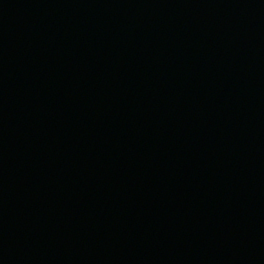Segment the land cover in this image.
<instances>
[{
    "label": "water",
    "instance_id": "water-1",
    "mask_svg": "<svg viewBox=\"0 0 264 264\" xmlns=\"http://www.w3.org/2000/svg\"><path fill=\"white\" fill-rule=\"evenodd\" d=\"M0 264H264V0H0Z\"/></svg>",
    "mask_w": 264,
    "mask_h": 264
},
{
    "label": "bare ground",
    "instance_id": "bare-ground-1",
    "mask_svg": "<svg viewBox=\"0 0 264 264\" xmlns=\"http://www.w3.org/2000/svg\"><path fill=\"white\" fill-rule=\"evenodd\" d=\"M141 4H143L142 2H141ZM248 51V50H247ZM249 52V51H248ZM246 55H248V54H246ZM92 73H94L95 75H97L95 72H92ZM103 77H104V75H103ZM103 77H101V74L99 73L98 74V78H100V80H101V78H103ZM41 145H42V143H41ZM40 143L39 144H37V145H35L37 148H40Z\"/></svg>",
    "mask_w": 264,
    "mask_h": 264
}]
</instances>
